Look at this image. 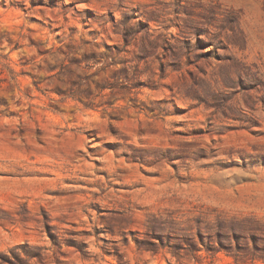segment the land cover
Returning a JSON list of instances; mask_svg holds the SVG:
<instances>
[{
  "label": "rangeland",
  "instance_id": "1",
  "mask_svg": "<svg viewBox=\"0 0 264 264\" xmlns=\"http://www.w3.org/2000/svg\"><path fill=\"white\" fill-rule=\"evenodd\" d=\"M0 264H264V0H0Z\"/></svg>",
  "mask_w": 264,
  "mask_h": 264
},
{
  "label": "trees",
  "instance_id": "2",
  "mask_svg": "<svg viewBox=\"0 0 264 264\" xmlns=\"http://www.w3.org/2000/svg\"><path fill=\"white\" fill-rule=\"evenodd\" d=\"M127 33L126 32H124V39H125V41L127 42V43H129V41H128V37H127V35H126ZM157 239H159V241H161V238L160 237H157ZM190 246H192L191 244H190Z\"/></svg>",
  "mask_w": 264,
  "mask_h": 264
}]
</instances>
